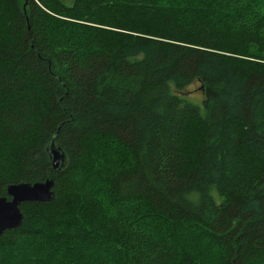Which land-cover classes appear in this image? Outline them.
<instances>
[{
	"label": "trees",
	"instance_id": "trees-1",
	"mask_svg": "<svg viewBox=\"0 0 264 264\" xmlns=\"http://www.w3.org/2000/svg\"><path fill=\"white\" fill-rule=\"evenodd\" d=\"M47 177L0 264H264V0H0V195Z\"/></svg>",
	"mask_w": 264,
	"mask_h": 264
},
{
	"label": "water",
	"instance_id": "water-1",
	"mask_svg": "<svg viewBox=\"0 0 264 264\" xmlns=\"http://www.w3.org/2000/svg\"><path fill=\"white\" fill-rule=\"evenodd\" d=\"M57 131L46 146L49 161L54 170L61 169L67 161L65 151L56 141ZM54 178L9 183L5 195H0V235L10 228L20 226L23 212L20 204L26 201H47L54 196Z\"/></svg>",
	"mask_w": 264,
	"mask_h": 264
},
{
	"label": "rangeland",
	"instance_id": "rangeland-1",
	"mask_svg": "<svg viewBox=\"0 0 264 264\" xmlns=\"http://www.w3.org/2000/svg\"><path fill=\"white\" fill-rule=\"evenodd\" d=\"M67 4H71L73 0H64ZM179 93L185 95L186 99L198 104L202 105L203 91L201 89L199 81L195 80L188 84L186 87L177 90Z\"/></svg>",
	"mask_w": 264,
	"mask_h": 264
}]
</instances>
